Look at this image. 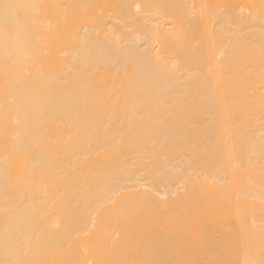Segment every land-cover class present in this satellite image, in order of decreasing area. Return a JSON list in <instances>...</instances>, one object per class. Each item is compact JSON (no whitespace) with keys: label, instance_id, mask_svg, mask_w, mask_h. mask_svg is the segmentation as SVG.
Masks as SVG:
<instances>
[{"label":"bare ground","instance_id":"obj_1","mask_svg":"<svg viewBox=\"0 0 264 264\" xmlns=\"http://www.w3.org/2000/svg\"><path fill=\"white\" fill-rule=\"evenodd\" d=\"M64 1L0 26V264H264V0Z\"/></svg>","mask_w":264,"mask_h":264},{"label":"rangeland","instance_id":"obj_2","mask_svg":"<svg viewBox=\"0 0 264 264\" xmlns=\"http://www.w3.org/2000/svg\"><path fill=\"white\" fill-rule=\"evenodd\" d=\"M11 5H13V0H0V26L4 29L11 27L9 25L10 19L8 17V11L10 10ZM54 5L62 12L75 14L78 19V16L85 12L87 3L86 0H67L66 2H57V4ZM7 133V125L0 126V149H5L4 142L6 140Z\"/></svg>","mask_w":264,"mask_h":264}]
</instances>
